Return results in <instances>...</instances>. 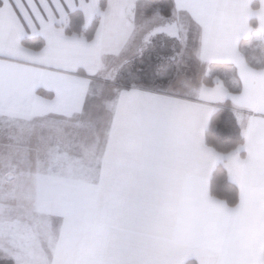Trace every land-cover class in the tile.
I'll list each match as a JSON object with an SVG mask.
<instances>
[{"label":"crops","instance_id":"obj_1","mask_svg":"<svg viewBox=\"0 0 264 264\" xmlns=\"http://www.w3.org/2000/svg\"><path fill=\"white\" fill-rule=\"evenodd\" d=\"M104 1L91 41L67 35L59 24L80 10L89 26L101 0L0 6V169L18 172L29 160L18 158L19 123L36 119L44 166L59 139V146L82 155L79 170L91 171L75 183L85 188L76 193L75 213L60 192L39 193L40 182L38 194L29 182L21 198L17 178L2 173L0 186L12 188L10 195L0 192V241L12 244L13 254L0 258L14 264H264V0H172V13L186 12L203 28L204 78L211 82L191 84V95L117 88L105 100L109 115L101 131L84 123L93 115L75 116L92 91L105 87L101 72L116 76L141 58L155 35L149 28L160 19L153 13L164 16V0ZM24 38L45 43L34 50L22 45ZM247 40L250 50L243 51ZM94 102L99 106V97ZM220 106L232 108L244 137L228 154L205 143ZM218 164L238 187L234 207L211 195ZM36 221L46 232L50 221H59L45 254L34 241Z\"/></svg>","mask_w":264,"mask_h":264},{"label":"rangeland","instance_id":"obj_2","mask_svg":"<svg viewBox=\"0 0 264 264\" xmlns=\"http://www.w3.org/2000/svg\"><path fill=\"white\" fill-rule=\"evenodd\" d=\"M159 16V13H153V19H160L157 21V25H155V23L153 25L151 24L149 28L155 35L151 38L148 37L153 41L151 40L149 42L141 58H137L133 61L130 60V62H132H129L130 64L119 69L116 76L113 72L111 74L110 70L106 72L107 74L105 73V75L101 72V75H99L100 82H103V77L105 81L107 80V83H105V87L101 84L99 85L100 88L92 91L93 97H87L85 101V105L87 106L84 107L83 113L75 116L78 120L81 121L83 117L93 115L92 119H88V123H84L90 127L92 126L94 129L106 131L109 114L105 100L108 95H111L117 88L136 86L166 93L191 95V89H189L191 84L197 85L201 82H211V79L208 77L204 78V72L207 66L202 61L203 43L201 41L203 38V28L195 26L191 21V15L186 12L172 13L171 11L170 19L165 16L162 18ZM150 34L151 32L148 33V35ZM250 46L251 44L247 40L242 46V50H250ZM248 53H250V51ZM248 63H252L251 56L248 58ZM95 95L100 99L99 106H95L94 101L98 98ZM39 106L42 111V104ZM41 125L42 124L37 122L36 119H31L29 121L25 120V122L19 123L21 154H19L18 158H20L21 162L23 159L27 160L28 158L29 160L20 165L18 172L8 171L6 168L7 166L1 168L0 175H2V173L3 175L7 173V178H17L16 182L19 181L18 190L21 198H25L27 195V184L29 182L34 184L30 188H34L37 194L38 188H36V185L38 187V182H40L42 188L39 192H42L41 194H44L45 190L48 191L49 194L51 190L56 194L60 192V194L66 197L69 208L75 213L77 205L80 206L81 203V199L76 193L80 189H85L76 188L75 183H77L82 176L91 173V171L86 172L79 170L84 165L82 155H78L79 153L73 149L59 146V139H57V142L53 139L55 145L52 147L51 156H46L50 159V164L44 166V155L40 154L42 150V148H40L41 141L38 138L39 131L42 130ZM76 127L77 124L75 123V127L68 128L67 131H75ZM52 129L55 130V127ZM71 141L73 142V140ZM44 180H47L46 184H41V181L43 182ZM50 183H52V185H50ZM1 185L0 192L10 195L9 191L12 187ZM94 189L95 188H91V190ZM21 205L26 207L28 204L23 202ZM91 208L92 207L87 208L88 215L91 213ZM38 211L39 210H37V212ZM35 224V232L37 235L34 241L38 245L37 250L45 254V246L43 245L45 242L49 244L50 237L56 231L55 229L58 227L59 221L49 222V225H47L49 233L41 229L40 221H36ZM2 243H4L3 246H1ZM8 246H12V244L1 239L0 249H3L5 253L0 251L1 257L2 255L10 256L13 254L12 249Z\"/></svg>","mask_w":264,"mask_h":264},{"label":"trees","instance_id":"obj_3","mask_svg":"<svg viewBox=\"0 0 264 264\" xmlns=\"http://www.w3.org/2000/svg\"><path fill=\"white\" fill-rule=\"evenodd\" d=\"M161 13L165 17L171 15L173 8L172 0H164ZM105 10V1L100 2V13L94 18L89 26L84 25V16L82 11L75 10L68 12L66 20L59 24L64 32L69 36H77L91 41L94 38L95 32L99 25L101 13ZM42 38H24L22 45L39 50L44 46ZM79 75L86 76L85 73L79 72ZM207 84H209L207 82ZM37 93L45 94L43 90L39 89ZM244 142L241 128L238 124L235 112L229 106H220L212 114L209 126L205 132V143L216 150L220 154H228L237 149ZM211 195L217 199L225 201L229 206L234 207L239 200L238 187L230 182L227 175V170L223 164H218L211 177L210 183ZM0 264H14L12 260L0 258ZM185 264H198L196 260H188Z\"/></svg>","mask_w":264,"mask_h":264},{"label":"snow or ice","instance_id":"obj_4","mask_svg":"<svg viewBox=\"0 0 264 264\" xmlns=\"http://www.w3.org/2000/svg\"><path fill=\"white\" fill-rule=\"evenodd\" d=\"M5 2H6V0H0V6L5 5ZM13 6L16 7V14H17L18 16H22L23 13L20 11L19 7H17V6L15 5V3H14ZM3 15H4V10H3V8H0V16H3Z\"/></svg>","mask_w":264,"mask_h":264}]
</instances>
